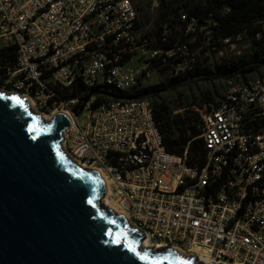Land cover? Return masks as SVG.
Returning <instances> with one entry per match:
<instances>
[{"label":"built area","instance_id":"built-area-1","mask_svg":"<svg viewBox=\"0 0 264 264\" xmlns=\"http://www.w3.org/2000/svg\"><path fill=\"white\" fill-rule=\"evenodd\" d=\"M138 23L132 0H0V51L17 50L15 62L0 59V91L38 114L69 117L65 153L100 174L112 210L150 248L214 264H264V77L198 109L206 152L202 165L190 164L189 147L168 152L151 101L126 96L141 71L135 59L182 76L199 62L194 42L165 47ZM212 25L193 18L186 33L209 42ZM95 89L105 93L90 95Z\"/></svg>","mask_w":264,"mask_h":264},{"label":"water","instance_id":"water-1","mask_svg":"<svg viewBox=\"0 0 264 264\" xmlns=\"http://www.w3.org/2000/svg\"><path fill=\"white\" fill-rule=\"evenodd\" d=\"M70 126L67 115L45 120L18 94L0 91V264H146L132 245L167 257L164 264H205L173 249L141 247L143 234L102 203L100 174L65 153L62 133Z\"/></svg>","mask_w":264,"mask_h":264},{"label":"trees","instance_id":"trees-1","mask_svg":"<svg viewBox=\"0 0 264 264\" xmlns=\"http://www.w3.org/2000/svg\"><path fill=\"white\" fill-rule=\"evenodd\" d=\"M184 8L185 11L180 13L178 8L173 9L172 5H167L165 0H161V9L155 29L144 35L153 38L155 43L165 47H170L175 42L189 43L196 33L187 34L186 29L189 21L195 18L201 25H207L208 21L215 24L209 28L212 31V38L209 40V43L213 44L212 46L220 47L224 45L225 39L232 41L246 34L253 38V52L243 58L223 60L215 71L200 72V63L198 62L195 72L174 77L167 73L168 67L161 66L160 62L154 61L151 65L152 68L160 67L161 74L167 75L169 80L150 87L137 85L126 97L144 98L147 94L158 96L163 92L176 90L190 81L230 80L259 72L264 68V0H186ZM183 14L187 15V22L182 20ZM171 16H177L178 22L172 20ZM138 18L139 28L143 30V22L140 20L139 14ZM176 24L181 27L174 30ZM168 29H170V34L167 33ZM164 37L166 38L165 42L162 41ZM202 37L207 40L203 34H200L197 40ZM189 45L194 49L196 43ZM16 58L15 47L0 51L1 60L15 62ZM76 93L73 92L71 95H76ZM101 102L102 99H99L96 105ZM210 102H215V100H210ZM193 115L174 116L168 106L154 103L155 121L168 152L183 155L186 148L189 147L188 162L202 165L206 151L202 140L198 138L201 134V118L198 112Z\"/></svg>","mask_w":264,"mask_h":264},{"label":"rangeland","instance_id":"rangeland-1","mask_svg":"<svg viewBox=\"0 0 264 264\" xmlns=\"http://www.w3.org/2000/svg\"><path fill=\"white\" fill-rule=\"evenodd\" d=\"M132 2L138 10L140 20L143 22L142 33L153 32L161 9V0H132ZM165 2L167 5H172L173 9L178 8L180 13L185 11L186 0H165ZM170 18L178 22L177 16H171ZM180 27L179 24H176L174 30ZM167 33L170 34V29L167 30ZM192 42L196 43L193 50L199 59L200 72H204V70L215 71L223 60L243 58L252 53L254 47L253 38L246 34L220 47L212 46L213 44H210L204 37L199 38L197 41L192 39ZM132 65L134 68L141 70L137 85L150 87L163 84L169 80L167 75L158 74L151 65L144 63V60L138 62L135 59ZM260 77H264V68L259 72L238 76L230 80L190 81L176 90L163 92L158 96L147 94L144 98L150 100L153 106L154 103L168 106L174 116L193 115L210 100H219L232 86L244 84Z\"/></svg>","mask_w":264,"mask_h":264},{"label":"snow or ice","instance_id":"snow-or-ice-1","mask_svg":"<svg viewBox=\"0 0 264 264\" xmlns=\"http://www.w3.org/2000/svg\"><path fill=\"white\" fill-rule=\"evenodd\" d=\"M20 101H18L19 103ZM35 131V129H33ZM130 250L135 253L137 257H139L141 260L146 261V264H164V260L167 259V257L164 258H155L150 256L148 253H141L137 250V247L135 245L130 246Z\"/></svg>","mask_w":264,"mask_h":264},{"label":"bare ground","instance_id":"bare-ground-1","mask_svg":"<svg viewBox=\"0 0 264 264\" xmlns=\"http://www.w3.org/2000/svg\"><path fill=\"white\" fill-rule=\"evenodd\" d=\"M29 103H30V102H29ZM30 106H31V109H33V106H32L31 103H30ZM42 118H44L45 120H51L52 117H48V116L42 115ZM106 184H107V183H106ZM102 203H103V204H106V206L111 207L112 209H113V207H114V206L110 203V201L108 200V197H106V198L104 199V201H102ZM114 208H115V207H114ZM141 247H142L143 249H145V248H150V246H149L148 244H146L145 242L142 243ZM200 261H201V262H204L205 264H211V261L208 260L207 258H204V257H201V258H200ZM234 264H238V263H234Z\"/></svg>","mask_w":264,"mask_h":264}]
</instances>
